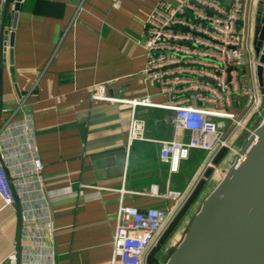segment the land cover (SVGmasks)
Returning a JSON list of instances; mask_svg holds the SVG:
<instances>
[{"label": "crops", "instance_id": "0c3cea01", "mask_svg": "<svg viewBox=\"0 0 264 264\" xmlns=\"http://www.w3.org/2000/svg\"><path fill=\"white\" fill-rule=\"evenodd\" d=\"M159 1L22 0L15 28L11 2L5 27V62L0 65V129L9 119L31 116L46 178L44 197L54 227V264H110L121 202L139 207L155 203L144 194L154 182L162 191L181 190L190 197L203 181L199 173L208 162L222 171L231 164V146L218 161L217 153L205 162L204 150L194 148L174 172L160 159L162 140L177 137L187 141L190 137L188 131L175 130V111L169 105L181 103L195 92L181 90L182 83L162 91L157 82L145 77L147 19ZM254 1L245 0L238 25L250 49L246 71L259 92L258 103L246 114L243 97L232 110L255 127L264 117V93L253 63ZM221 2L228 6L230 0ZM3 6L4 0H0V20ZM13 30L12 65L9 37ZM100 84L110 96H150L156 105L134 109L129 103L92 99L90 89ZM195 103L213 106L203 100ZM133 112L145 119L146 138L129 143ZM225 121L227 127L234 126ZM219 176L212 170L204 178L201 198L208 195H204L206 189L213 186L211 191L218 184ZM20 213L17 200L7 205L0 196V264H11L9 256L14 252L18 264ZM173 215L171 212L169 220Z\"/></svg>", "mask_w": 264, "mask_h": 264}, {"label": "built area", "instance_id": "2783aa9c", "mask_svg": "<svg viewBox=\"0 0 264 264\" xmlns=\"http://www.w3.org/2000/svg\"><path fill=\"white\" fill-rule=\"evenodd\" d=\"M244 6L245 0H230L228 6L221 0H160L147 19L145 77L157 82L162 91L182 83L181 90L195 92L181 103L169 105L175 111V130L190 134L187 141L177 137L161 141L160 159L169 164L170 171H178L194 148L216 150V155L223 147H230L225 119L234 127L250 130L247 121L232 110L244 97L247 114L259 98L246 71L250 49L238 25ZM185 71L196 77L187 76ZM90 91L92 99L129 103L134 109L137 105H156L150 96H110L103 84L92 86ZM198 100L213 106H199L195 103ZM134 112L128 128L129 143L146 138V121ZM10 120L0 129V196L4 204L16 200L20 204L21 264H54V227L44 197L46 178L31 116ZM212 164L208 162V166ZM215 171L225 173L217 166ZM144 194L155 203L139 207L121 202L118 206L110 264H145L168 227L170 213L175 214V207L186 198L185 192L171 188L162 191L155 182ZM9 259L17 264L16 252Z\"/></svg>", "mask_w": 264, "mask_h": 264}, {"label": "water", "instance_id": "95a60500", "mask_svg": "<svg viewBox=\"0 0 264 264\" xmlns=\"http://www.w3.org/2000/svg\"><path fill=\"white\" fill-rule=\"evenodd\" d=\"M22 0H4L0 20V65L4 61L7 35L5 27L13 2L16 27ZM252 52L254 71L264 93V0L253 8ZM14 30L9 37L10 63L13 65ZM14 74V68L11 69ZM2 94V68H0ZM0 102V118L2 111ZM234 161L196 211L180 243L165 264H264V117L249 130ZM20 231L18 264H21Z\"/></svg>", "mask_w": 264, "mask_h": 264}, {"label": "rangeland", "instance_id": "374dc122", "mask_svg": "<svg viewBox=\"0 0 264 264\" xmlns=\"http://www.w3.org/2000/svg\"><path fill=\"white\" fill-rule=\"evenodd\" d=\"M247 127L250 128V130H253L254 126H250V124L247 123L246 125ZM234 126H229L228 127V132H229V145L232 147V153H229L230 156V162L232 163L235 159L236 156V151L240 148V146L245 142V140L247 139V137L250 134V131L243 129L240 127L236 130H234ZM233 141V145H231V142ZM235 150V151H234ZM214 152H216V150L212 151V150H204L203 154H204V160L203 162H205L208 158H210V156L212 154H214ZM212 165H207V167H205V169H203V171L201 170V172L199 173L200 176V181L204 180V178L206 179L208 177V170L212 169L215 171V164L214 162H212ZM229 165V164H228ZM228 165H226V167H228ZM226 168L223 169V171ZM220 176H222L220 173H218ZM219 176V177H220ZM209 182V181H208ZM213 186H211L210 188L205 190L204 195L208 194L210 189ZM205 197V196H204ZM203 198H199L198 200L196 199L195 202L193 203L191 210H190V215L188 214L187 217L184 220H181L180 224H178V227L175 229V232L172 236L170 237H166V239L164 240V242L162 243H158V246L154 248L150 251L149 255L147 256V259L145 260V264H149L150 259L153 258L155 255H157L160 259V262H162L161 264H165V262L167 261L168 257L171 255L172 251L175 249V247L180 243V241L182 240L184 233L186 232V230L188 229L193 216L195 215L196 211H198V209L201 206V203L204 200ZM189 202H190V198L189 196H186V198L183 200V203L181 204V206L177 209L176 213L172 216V219L169 220V217L167 220H169V224L168 227L166 228V230L164 231V234L168 231L169 228H171L173 226V224L176 222L177 220V216L178 215H182L183 211L185 210L184 208H186L185 206H189ZM184 209V210H183ZM181 213V214H180ZM172 215V214H171ZM163 234V236H164ZM154 264V263H153Z\"/></svg>", "mask_w": 264, "mask_h": 264}, {"label": "trees", "instance_id": "16d2710c", "mask_svg": "<svg viewBox=\"0 0 264 264\" xmlns=\"http://www.w3.org/2000/svg\"><path fill=\"white\" fill-rule=\"evenodd\" d=\"M227 151H228V148L223 147L218 152V154L216 155L215 159L218 161ZM211 171H212V169L208 170V175L210 174ZM205 185H206V180L204 179L203 181H201L199 183V185L196 187V189L194 190L192 195L189 197L190 198L189 206H185L186 208H184L185 210L183 209L184 210L183 214L177 216L176 222L173 224V226L171 228L168 229V231L164 234V236L161 237L159 243L164 242L166 237H170V236H172L174 234L175 229L178 227V224H180L181 220H183L185 218V216L190 212L191 207H192L193 203L195 202V200L196 199L198 200L200 198L201 193L205 189ZM155 248H154V250H155ZM153 263L154 264H161L162 262H160L159 257L157 255H155L153 258L150 259V262H149V264H153Z\"/></svg>", "mask_w": 264, "mask_h": 264}, {"label": "flooded vegetation", "instance_id": "af4514ba", "mask_svg": "<svg viewBox=\"0 0 264 264\" xmlns=\"http://www.w3.org/2000/svg\"><path fill=\"white\" fill-rule=\"evenodd\" d=\"M158 243H159V242H158ZM158 243L156 244V246L158 245ZM156 246H155V247H156Z\"/></svg>", "mask_w": 264, "mask_h": 264}]
</instances>
